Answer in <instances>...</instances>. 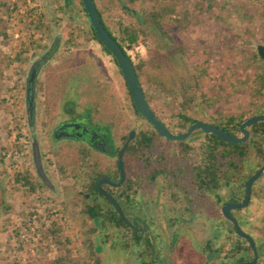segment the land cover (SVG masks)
I'll return each instance as SVG.
<instances>
[{"label":"rangeland","instance_id":"obj_1","mask_svg":"<svg viewBox=\"0 0 264 264\" xmlns=\"http://www.w3.org/2000/svg\"><path fill=\"white\" fill-rule=\"evenodd\" d=\"M68 1L66 6L64 0H39L35 24H31L35 37L29 38V47L18 48L7 33L14 13L11 0H0V264H50L64 250L76 259L85 256L87 226L82 222L83 201L79 196L82 185L69 172L80 145L56 141L67 146V174L61 175L51 138L52 128L67 117L65 110L71 102L76 114L89 110L95 123L107 126L116 147L131 130L137 134L152 130L133 112L125 82L112 58L96 42L86 40L89 23L79 0ZM116 1L123 11V6L130 10L125 12L131 13L150 36L128 48L127 53L138 69L150 106L171 133L184 132L191 121L209 124L229 117L244 121L264 115V90L260 89L264 61L256 52V46H264V0H138L136 9ZM96 3L114 31L119 10L109 0ZM140 10L159 14V22L173 44L144 20ZM131 11L139 14L144 24ZM30 14L18 18L19 23H29ZM34 67L37 74L30 118L28 76ZM67 71L72 72L68 78L60 77ZM179 74L197 77L199 93L204 97L203 104L189 109L186 123L178 104L162 94V76L170 81ZM46 105L50 106L47 113ZM203 141L199 132L181 144L155 139L154 158L162 156L158 163L151 160L150 166H145L141 159L130 160L128 175L133 186L141 188L140 193L152 198L156 206V216L145 217L150 227L145 232L154 236L152 242L164 264L204 263L203 243L208 234L203 224L209 225L206 220L211 209L213 216L217 214L213 201L200 197L197 221L186 222L174 219L180 204L173 200L180 189L191 193L190 165ZM185 147L190 149L186 161L188 157L184 159L182 153ZM95 159L102 168L115 170V158L95 154ZM153 171L162 173L153 183L145 181ZM172 172L176 179H172ZM17 174L26 176L35 189L22 186L15 180ZM175 180L177 185L166 189L167 183ZM239 214L246 217L238 223L255 243L257 264H264V173L252 186L250 206ZM172 220L176 225L171 226ZM54 227L59 229L57 241L47 234ZM103 239V235L96 238L102 264H139V252L149 262V251L134 247L130 234L126 237L128 249L116 236L106 239L107 243Z\"/></svg>","mask_w":264,"mask_h":264},{"label":"trees","instance_id":"obj_2","mask_svg":"<svg viewBox=\"0 0 264 264\" xmlns=\"http://www.w3.org/2000/svg\"><path fill=\"white\" fill-rule=\"evenodd\" d=\"M64 1L65 5L68 6L69 1ZM109 1L121 14V16H117V18L114 19V31L107 25L103 17V12L97 6L96 0H94V3L106 30L119 44L125 55L131 60L130 55L127 53V49L138 43H144L150 36L142 25H139L134 21L131 13L127 14L122 10L117 3L118 1ZM120 1L127 7L137 8L138 0ZM79 3L82 6L80 0ZM82 11L84 12L83 7ZM140 12L147 23L158 29L164 39L173 44L172 39L161 26L159 22L160 17L157 12L144 10H140ZM86 40L88 42H96L100 46V50L107 56H110L100 44L90 26L86 33ZM177 51L180 52L181 50L177 48ZM177 58L179 59V57ZM112 61L116 65L113 58ZM133 66L139 77L137 67L134 64ZM62 74H64V72ZM71 74L72 72L67 71L64 76L60 74V77H64L65 79ZM166 80L167 78L162 76V94H165L166 97L172 99L173 102L178 104L180 117L182 121L186 123L190 120V117L187 114L189 109L197 103L203 104L204 97L199 93L198 78L190 74H179L177 78L173 77V80ZM156 81V84L160 85L159 80L157 79ZM260 89L264 90V80L261 82ZM49 98H51V95ZM45 109L46 113L49 112L50 106L46 105ZM132 110L138 115L133 104ZM242 122L243 120L241 119L235 120V118L229 117L225 120L220 119L217 122L214 121L209 124L222 128L228 133L237 135L239 134V125ZM248 130V141L237 145L225 143L219 138L203 134L199 130L191 134L193 135L197 132L203 134L204 141L198 147L197 159H194L193 163L190 165V183H193L190 191L196 194V196H194L195 204L201 203L202 200L200 197L203 196H205L206 199L207 197L211 199L213 201L212 204L215 207V212L217 213L213 216V220H206V222L209 221V225L206 223L203 224L208 234L207 239H205L203 243V253L209 264H244L249 262L252 258V251L249 242L238 237L233 226L222 217L220 212H218L219 206L226 202L239 203L242 201L247 180L259 167L264 165V123H255L251 125ZM125 138L126 137L124 136L120 144L114 149L115 170L113 171L110 167L102 168L95 159V154H102L84 145L76 147L77 158L70 166L69 172H71V174H73L82 185V192L79 196L83 201L81 210L82 222L87 226L85 256L82 259H76L70 255L68 250H64L63 252H59L50 264H102L101 258L96 251V238L103 235V242L107 243L106 239H111V237L116 236L118 238V243H121L122 247L128 249L130 247L129 240H126L128 234H130V241L134 247H145L144 249L149 251V262L144 260L142 252L137 254V262L139 264H157L159 261H162V255L156 253L155 245L152 242V239H155L154 236L143 231V228L146 230L150 229L145 217L156 216L155 203L151 202L152 198H147L143 193H140L141 188L133 186L134 181L128 175V169L132 157L141 159V162L144 163L145 166H150L153 162L151 160H155V163H158L162 159L161 155L154 158L153 147L155 139L161 140L162 138L156 134L153 128L151 131L139 132L126 147L122 157L125 170V180L122 185L118 188H112L107 185L101 186L103 191L109 193L117 201L125 218L130 223V226L115 215L108 200L104 198L96 188V183L102 175H106L113 182L119 180L117 158L119 150L124 145ZM52 141L54 142L55 155L59 157L57 165L58 170L61 175H66L67 165H64V152L67 146H61V144H57L56 141ZM179 144L181 143L179 142ZM189 151L190 149L188 147L183 148L182 153L184 159L187 155H190ZM189 159L190 158L188 157L185 161ZM160 173H162V171H153L151 175H148L145 181L151 183L155 182L160 176ZM169 175L170 174L168 173L166 177L168 176L170 179ZM172 175V179H176V177H174V172H172ZM15 180L20 181L22 186H27L30 190L35 189L34 186L29 183V179L26 176L17 174ZM171 185H177L176 180L175 182L171 181L170 184L167 183L166 189L172 188L173 186ZM173 200L178 201L176 195L173 196ZM190 200L189 197H184L182 203L187 204ZM153 225L157 224L153 221ZM174 225H176V222L175 220H172L171 226ZM47 234H50L53 240L57 241L59 229L54 227V229H51ZM227 241H229V243ZM226 243H228L229 249L225 250L224 246Z\"/></svg>","mask_w":264,"mask_h":264},{"label":"water","instance_id":"obj_3","mask_svg":"<svg viewBox=\"0 0 264 264\" xmlns=\"http://www.w3.org/2000/svg\"><path fill=\"white\" fill-rule=\"evenodd\" d=\"M80 2L82 4L85 15L87 17L89 26L92 28L98 41L105 48V50L110 54V56L115 60L116 66L126 84L132 104L136 112L142 119H144L153 128L156 134L162 137L163 139L167 141H171V142H182V141H185L193 132L199 130L203 134L215 136L225 143L237 145V144H242L248 141L249 139L248 129L251 125L258 123V122L264 123V115L256 114L246 119L239 125V133H240L239 135L228 133L222 128L213 126L208 123H203L200 121L189 122L188 127L182 133H177V134L171 133L168 130V128L158 118L155 117V114L153 113L152 109L147 104L145 95L142 91V88L140 86L137 74L135 72V69H134V66L131 60L125 55V53L123 52L119 44L110 36L108 31L106 30L103 22L101 21L100 14L98 10L96 9L94 0H80ZM123 8L126 12H130L128 8L124 6ZM132 13L134 14V16L137 18V20L140 23L144 24V21L139 14H137L134 11ZM256 52L259 58L262 61H264V46L262 45L256 46ZM36 67L32 68L28 76L27 94H28V110L30 114L32 113V110H33V90H34L33 86H34V81H35L36 74H37ZM134 135H135V132L130 131L124 145L119 150L118 158H117V166L119 170V180L117 182H113L106 175H102L100 176L99 180L96 183L97 190L101 193V195L104 198L108 200V202L110 203V205L112 206L114 210L115 215H117L128 226H130V223L125 218L117 201L109 193H106L105 191H103L101 189V186L107 185L112 188H118L124 182L125 170L123 166L122 157H123L126 147L130 143V141L134 138ZM54 138L59 139V137H55V136ZM94 149L98 152L105 153L104 149L101 147H94ZM263 173H264V165L259 167L249 177L245 185L244 199L242 202H239V203L227 202L221 207L222 216L233 225L237 236L247 240L249 244L251 245L253 258L250 262H247L244 264H256L257 263L258 254L256 251L255 243L250 236L246 235L241 230V228L238 225L237 220L233 216H231L229 212L232 210H239L241 208H244L248 204L249 199H250L252 185L255 181L259 179V177ZM143 231H145V228H143ZM207 263H208L207 261L204 262V264H207Z\"/></svg>","mask_w":264,"mask_h":264},{"label":"flooded vegetation","instance_id":"obj_4","mask_svg":"<svg viewBox=\"0 0 264 264\" xmlns=\"http://www.w3.org/2000/svg\"><path fill=\"white\" fill-rule=\"evenodd\" d=\"M36 66H39V64H36ZM138 80H139V77H138ZM34 83H35V81H34ZM139 83H140V81H139ZM140 86H141V84H140ZM33 88H34V86H33ZM141 88H142V86H141ZM142 91L144 93L143 88H142ZM144 95H145V93H144ZM145 98H146L147 104L152 109V107L150 106V104L148 102V98L146 96H145ZM152 111L155 114V117L160 120L159 116L154 112L153 109H152ZM65 112H66L65 115L67 117L58 120L56 125L51 130V138L54 141H68V142H71V143H76L78 145L87 146V147H89V148H91L93 150H95L94 147H101V148L104 149L105 153L97 151L98 153L102 154L105 157H110V158H114L115 157L114 149H115L116 146L114 144V138H113V135L111 134V130L107 126H103L101 124L95 123L94 120L92 119V113L89 110H88V113L85 111L86 113L84 115H82L81 113L76 114V107H74L73 102H71V105L66 107ZM32 115H33V111L30 114V118H32ZM139 118L142 119L140 116H139ZM142 120L145 121L144 119H142ZM131 131H134V130H131ZM134 132H135V135H136L137 132L136 131H134ZM128 134H127V136H128ZM135 135H134V137H135ZM54 136L55 137H59V139H55ZM126 139H127V137H126ZM244 191H245V189H244ZM251 195H252V188H251L250 198H251ZM194 196H196V194H194L192 192L191 193L184 192V190H182V189H180L177 192V199H178V202H179L180 206L178 208L179 211L176 210V211H178V213L175 214V216H174L175 218L174 219H181V220H184L186 222H188V221H190V222L197 221L198 211H197V206H196L197 204L194 203V200H195ZM184 197H186V198L189 197V199H191L190 202L187 203V204H183L182 201L184 200ZM243 199H244V196H243ZM243 199H242V201H243ZM242 201H240V202H242ZM181 204H183L185 206L183 208H181ZM248 206H250V199H249L248 204L244 208H241L239 210H232V211L229 212V214L231 216H233L237 220V222H239L243 218H246L245 216H243V218H242V216L239 213H242L244 211V209L247 208ZM212 212H213V210L211 209V211H210L211 215H209L207 220H213ZM220 212H221V208H220ZM238 225H239V223H238ZM239 227H240V225H239ZM145 231H146V229H145ZM235 233H236V231H235ZM228 243H229V241H228ZM169 249H170V247H169ZM227 249H229V246H228ZM162 250L165 251V248L163 247ZM251 251H252V249H251ZM256 251H257V249H256ZM252 258H253V254H252ZM252 258H251V260H252ZM205 261L208 262L206 257L204 258V262ZM257 262H258V260H257ZM149 264H151V263H149ZM162 264H164L163 259H162ZM208 264H209V262H208Z\"/></svg>","mask_w":264,"mask_h":264},{"label":"built area","instance_id":"obj_5","mask_svg":"<svg viewBox=\"0 0 264 264\" xmlns=\"http://www.w3.org/2000/svg\"><path fill=\"white\" fill-rule=\"evenodd\" d=\"M11 3L12 5L10 6V9L14 10V13L13 18L10 19L7 30V33L10 35L11 44L18 48L29 47V38L35 37L34 31L31 30V24H35L36 14L40 7V2L39 0H21V2L17 3V0H11ZM26 13H31L30 19H28L29 23H19L21 17H24ZM34 218L35 216L32 217V225L35 223L33 220ZM31 230H33V227Z\"/></svg>","mask_w":264,"mask_h":264}]
</instances>
